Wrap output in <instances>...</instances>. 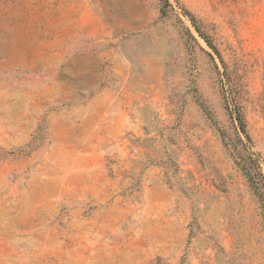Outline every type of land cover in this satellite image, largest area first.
<instances>
[{"label":"rangeland","instance_id":"obj_1","mask_svg":"<svg viewBox=\"0 0 264 264\" xmlns=\"http://www.w3.org/2000/svg\"><path fill=\"white\" fill-rule=\"evenodd\" d=\"M0 264H264V0H0Z\"/></svg>","mask_w":264,"mask_h":264},{"label":"trees","instance_id":"obj_2","mask_svg":"<svg viewBox=\"0 0 264 264\" xmlns=\"http://www.w3.org/2000/svg\"><path fill=\"white\" fill-rule=\"evenodd\" d=\"M202 34V33H201ZM204 36V35H203ZM206 38V37H205ZM206 41H207V43L208 44H211L209 41H208V39H205ZM234 119L235 120H237V122H238V126H239V128L243 131V124H242V122H241V120H240V117H239V115L237 114L236 115V117H234Z\"/></svg>","mask_w":264,"mask_h":264},{"label":"crops","instance_id":"obj_3","mask_svg":"<svg viewBox=\"0 0 264 264\" xmlns=\"http://www.w3.org/2000/svg\"><path fill=\"white\" fill-rule=\"evenodd\" d=\"M53 1H57V2H60V0H46V2L48 3V2H53ZM83 30H85V31H89V29H88V27L87 28H85V29H83ZM96 54H98V53H96ZM99 55V54H98Z\"/></svg>","mask_w":264,"mask_h":264}]
</instances>
